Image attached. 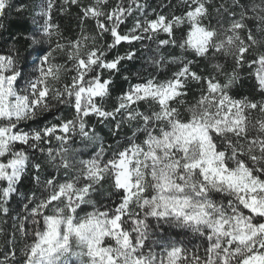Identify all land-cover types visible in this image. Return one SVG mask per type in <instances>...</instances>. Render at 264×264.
I'll list each match as a JSON object with an SVG mask.
<instances>
[{
	"label": "snow or ice",
	"instance_id": "obj_1",
	"mask_svg": "<svg viewBox=\"0 0 264 264\" xmlns=\"http://www.w3.org/2000/svg\"><path fill=\"white\" fill-rule=\"evenodd\" d=\"M0 236V264H264V0H0Z\"/></svg>",
	"mask_w": 264,
	"mask_h": 264
},
{
	"label": "trees",
	"instance_id": "obj_2",
	"mask_svg": "<svg viewBox=\"0 0 264 264\" xmlns=\"http://www.w3.org/2000/svg\"><path fill=\"white\" fill-rule=\"evenodd\" d=\"M26 2L29 3V4H32V3L34 2V0H26ZM85 2H87V0H85ZM111 2H112V3H115V0H111ZM150 2L153 4V6H156L157 4H160V3H161V0H150ZM171 2H172L173 4H175V3H177V0H171ZM73 11H75V9H73ZM163 11H165V12L167 13V12L170 11V9H168V8H164ZM30 12H31V9H30ZM11 19H12V21H13L14 24H15V22H16V18H15V16L11 17ZM27 23H28V25H29V27H30V26H31V25H30V19L27 20ZM63 23H64V24H69V21L65 18V19L63 20ZM73 23H74V21H73ZM91 29H92V26H91V24H89V29H88V30L91 31ZM12 30H13V31L16 30L15 26H13ZM124 50H125V49H121V51H124ZM141 62H142V61H137V62H136V66L139 67V64H140ZM105 131H106V130H105ZM2 246H3V237L0 236V247H2Z\"/></svg>",
	"mask_w": 264,
	"mask_h": 264
}]
</instances>
